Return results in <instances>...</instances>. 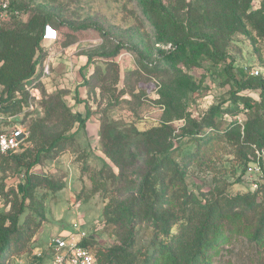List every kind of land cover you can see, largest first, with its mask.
Here are the masks:
<instances>
[{"label": "rangeland", "instance_id": "1", "mask_svg": "<svg viewBox=\"0 0 264 264\" xmlns=\"http://www.w3.org/2000/svg\"><path fill=\"white\" fill-rule=\"evenodd\" d=\"M15 1L24 12L23 21L33 14L45 16L48 26L58 32L59 40L55 47H44L42 52L43 70L35 85L39 99L29 100L24 109L15 113L0 114V132L18 123L29 137L30 126L40 120L50 129L62 130L64 126L55 121L56 116H47L44 102L63 93L67 110L76 117L79 133L74 148L33 169L36 174L63 183L64 188L55 193L39 188L35 202H27L25 216L36 215L37 204L43 203L45 220L28 251L13 256L10 264H47L48 244L59 236L89 240L102 248L112 246L117 236L106 224L103 212L108 204L121 207L131 200L152 153L171 141L178 145L177 136L182 131H195L216 108L221 111L216 117L226 119L222 129L228 121H237L240 127L234 133L241 134L248 113L243 99L262 100L264 0H162L152 15L145 13L142 0ZM163 7L184 20V24L176 25ZM200 29L211 35L213 48L222 58H213L207 40H200L190 56L180 52L165 60L175 51L176 42L189 31L193 34ZM47 64L49 75L44 74ZM229 66L230 74L242 68L254 85L262 84V88L235 95L237 87L228 82L230 74L225 72ZM1 92L0 87V95ZM87 110L90 118L80 128ZM104 127L126 132L136 145L132 156L120 167L102 151ZM192 149L190 145L186 151ZM253 160L252 157L239 185L241 191L255 190V182L261 180ZM213 162L220 173H204L197 162L193 163L188 177L190 189L204 192L220 180L233 183L240 177L241 167L231 156L220 152ZM2 182L23 198L22 172L0 165ZM98 186L103 190L94 192ZM2 205V209H10V205ZM138 240L139 245H148L149 235L143 228ZM212 261L264 264V247L253 240L249 229L239 228L219 244Z\"/></svg>", "mask_w": 264, "mask_h": 264}, {"label": "trees", "instance_id": "2", "mask_svg": "<svg viewBox=\"0 0 264 264\" xmlns=\"http://www.w3.org/2000/svg\"><path fill=\"white\" fill-rule=\"evenodd\" d=\"M142 2L149 15L162 5V0ZM11 3L19 14L0 26V114L15 113L33 100L29 89L36 88L43 70V36L48 26V19L38 14L23 21L24 12L19 3L15 0ZM163 9L176 25L184 24V20L173 12ZM12 22V27H4ZM200 40H207L213 58L223 57L213 48L211 35L200 29L193 34L189 31L176 42L175 51H171L165 60H171L180 52L190 56ZM230 66L225 71L229 74ZM228 82L237 87L235 95L243 90L262 88V84L256 87L242 68L232 70ZM243 105L248 110L243 133H234L240 127L237 121H228L227 127L222 129L226 119L216 117L221 113L216 108L209 114L211 120L197 126L195 131H182L177 136L178 145L171 141L152 153L148 169L131 200L121 207L108 204L103 212L117 241L108 248L97 247L89 240L82 241L98 264H214L212 256L219 244L239 228L249 229L253 240L264 247V179L255 182V190L239 189L246 168L255 156L253 146L264 147V92L260 102L243 99ZM44 109L47 116H56L55 121L64 128L54 130L45 126L44 120L36 121L18 150L0 154V165L15 173L22 172L24 177L22 199L11 185L0 183V264H10L13 256L27 252L45 220L43 203L37 204L36 215L25 216L29 207L27 202H35L37 189L45 188L55 193L64 188L63 183L36 174L33 169L46 160L61 157L76 146L79 128L75 115L65 106L63 93L49 97L44 102ZM90 114L87 110L80 128ZM25 144L27 147L24 148ZM190 145L193 149L187 152ZM101 146L103 153L119 167L136 148L126 132L106 127L101 132ZM220 152L231 156L241 167L240 177L233 183L220 180L215 187L204 192L190 189L188 177L193 163L197 162L204 173L217 171L213 160ZM94 190L99 192L103 187ZM3 203L10 205L8 211L2 209ZM141 228L149 235L146 246L139 245Z\"/></svg>", "mask_w": 264, "mask_h": 264}, {"label": "built area", "instance_id": "3", "mask_svg": "<svg viewBox=\"0 0 264 264\" xmlns=\"http://www.w3.org/2000/svg\"><path fill=\"white\" fill-rule=\"evenodd\" d=\"M19 11L16 10L11 3V0H0V26L9 21L13 16L18 15ZM59 40L58 32L47 26L43 36V46L52 49L55 47ZM50 69L47 64L44 67V74L49 75ZM255 75H260L257 70ZM31 98L34 100L39 99L40 93L38 89H29ZM239 120V119H238ZM12 119H9L11 122ZM0 122L2 119L0 118ZM241 123V120H239ZM28 134L20 124H14L12 128L3 129L0 132V154H7L8 152L18 150L24 141L27 139ZM255 156L253 165L258 173H260L261 180L264 179V147L257 148L253 146ZM257 188V184L254 186ZM49 260L47 264H98L97 259L91 250L82 245L80 239L75 240L66 236L54 237L48 244Z\"/></svg>", "mask_w": 264, "mask_h": 264}]
</instances>
